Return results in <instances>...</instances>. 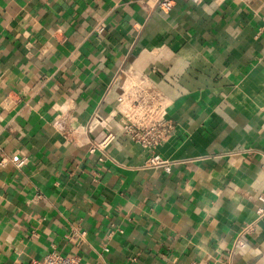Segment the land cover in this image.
Here are the masks:
<instances>
[{
  "label": "crops",
  "instance_id": "crops-1",
  "mask_svg": "<svg viewBox=\"0 0 264 264\" xmlns=\"http://www.w3.org/2000/svg\"><path fill=\"white\" fill-rule=\"evenodd\" d=\"M152 3L0 0V264H264V0ZM119 97L172 125L170 172Z\"/></svg>",
  "mask_w": 264,
  "mask_h": 264
},
{
  "label": "built area",
  "instance_id": "built-area-1",
  "mask_svg": "<svg viewBox=\"0 0 264 264\" xmlns=\"http://www.w3.org/2000/svg\"><path fill=\"white\" fill-rule=\"evenodd\" d=\"M177 0H153L150 10L155 11L161 9L163 11H171L174 7V4ZM192 1L194 3H200L203 0H186ZM104 27L102 25L97 26L96 30L100 33ZM125 92L134 93L139 89L137 83H129L128 87H124ZM119 102L123 103L125 110H121V113H124L127 123L123 127V132L130 137V139L138 144H140L145 150H148L151 154L146 158L144 162V167H154L162 168L167 172L171 171L173 161L167 158H163L160 154L155 152V148L158 147L166 137L170 134L172 130V125L169 122H166L164 115L160 113V108L152 109L145 105V102L140 100H134L132 103H128L122 97H119ZM94 118L85 126V133L88 134L90 131V126L94 122ZM116 138V134L113 131H108L102 139L90 138L88 140V148L90 153H100L99 160L105 161L107 158H111L110 147ZM1 165H5L7 159L3 157V153H0ZM25 158L14 159V163L17 166H21L25 163ZM264 202V197L259 198ZM258 217L264 215V208L259 207L257 210ZM253 229L252 224L244 228L237 240V245H243L242 238L246 235H249ZM85 232H81L79 237H72L73 241L80 245L82 241L85 240ZM42 264H85L81 257L76 254H66L63 255L58 251H52L48 253ZM212 264V263H208Z\"/></svg>",
  "mask_w": 264,
  "mask_h": 264
}]
</instances>
